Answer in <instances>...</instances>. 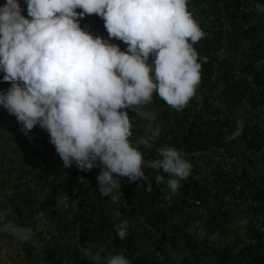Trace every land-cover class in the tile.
Instances as JSON below:
<instances>
[{"label": "trees", "instance_id": "obj_1", "mask_svg": "<svg viewBox=\"0 0 264 264\" xmlns=\"http://www.w3.org/2000/svg\"><path fill=\"white\" fill-rule=\"evenodd\" d=\"M19 2L27 18V6ZM5 3L0 0V6ZM257 4L264 0H188V10L205 33L194 45L202 65L196 95L181 111L155 93L151 104L136 107L157 112L153 125L162 126L151 148L140 146L144 159L157 158L160 147H175L192 164L191 173L171 201L167 184H157L152 168L142 169L147 180L119 177L127 204L120 219L129 222L124 239L113 228L115 206L96 187L100 167L81 171L74 162L66 168L46 129L36 125L24 135L21 123L0 105V211L31 227L37 242L22 243L23 264H94L84 256L86 248L124 252L131 264H264V172H249L255 160L264 171V13ZM85 25L92 34L109 38L96 14L85 16ZM112 42L125 50L123 41ZM3 76L0 72V92L11 87ZM128 112L129 139L135 143L148 121ZM238 120L244 122L243 131L228 140ZM202 156L206 160L200 165ZM149 183L151 191L146 190ZM244 211L253 241L235 244L236 250L231 243L217 249V242L233 233L234 216ZM42 216L55 222L53 231L40 228ZM177 246L195 259L187 254L173 258Z\"/></svg>", "mask_w": 264, "mask_h": 264}, {"label": "clouds", "instance_id": "obj_2", "mask_svg": "<svg viewBox=\"0 0 264 264\" xmlns=\"http://www.w3.org/2000/svg\"><path fill=\"white\" fill-rule=\"evenodd\" d=\"M24 4L27 18L19 0L0 6V72L11 82L0 92V105L17 118L24 135L36 125L46 129L66 168L74 162L81 171L100 167L96 187L115 206L113 228L124 239L129 222L120 219V209L127 204L121 199L119 177L147 180L142 169L152 168L157 184H167L166 199L171 201L181 181L190 176L192 164L175 147H160L157 158L144 159L140 146L151 148L161 129L152 127L157 112L136 106L151 104L154 93L177 111L189 104L201 82L202 65L194 45L205 33L188 10V0ZM256 8L264 13V5ZM91 14L104 21L109 38L81 27V20ZM112 38L123 41L125 50ZM128 109L148 121L145 135L135 143L129 139L133 124ZM243 127L238 120L227 139L240 136ZM79 180L88 186L83 177ZM151 189L149 183L146 190ZM0 231L20 243H37L32 228L9 219L7 211H0ZM84 256L94 264H131L124 252L106 254L103 248H86Z\"/></svg>", "mask_w": 264, "mask_h": 264}, {"label": "rangeland", "instance_id": "obj_3", "mask_svg": "<svg viewBox=\"0 0 264 264\" xmlns=\"http://www.w3.org/2000/svg\"><path fill=\"white\" fill-rule=\"evenodd\" d=\"M160 126V125H159ZM153 128L156 127V125H152ZM160 129H162V126H160ZM150 135V133H148ZM222 159L221 158H218ZM206 160V156H202L199 160L200 165L203 164ZM249 172L253 176H258L262 174L263 168H262V162L259 160H255V163H253L249 167ZM76 193V192H75ZM75 197V195H74ZM229 204V203H228ZM247 212L238 213L234 216V218L231 221V227L233 228V233L230 235L229 239H222L217 242V249H223L229 243H231L235 248V244H244L245 242L253 241V237L250 233L249 228V216L247 215ZM40 228L45 231H53L55 228V222L47 216H42L40 220ZM180 246H177L176 249H172L171 252L173 254V258L179 259V257H183L184 255H190L191 259H195V256L193 254H190L189 250L183 251L179 249ZM23 257H24V251L22 249V243L18 241L16 238H12L6 234H4L2 231H0V263L1 264H23ZM60 264H69L67 261H63ZM212 264V262L210 263ZM217 264V263H215Z\"/></svg>", "mask_w": 264, "mask_h": 264}, {"label": "built area", "instance_id": "obj_4", "mask_svg": "<svg viewBox=\"0 0 264 264\" xmlns=\"http://www.w3.org/2000/svg\"><path fill=\"white\" fill-rule=\"evenodd\" d=\"M75 194V193H74Z\"/></svg>", "mask_w": 264, "mask_h": 264}]
</instances>
